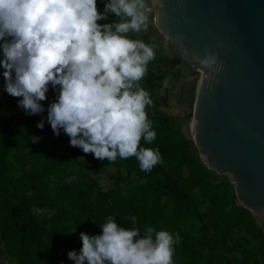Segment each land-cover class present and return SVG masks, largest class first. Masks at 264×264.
Here are the masks:
<instances>
[{
	"label": "trees",
	"instance_id": "trees-1",
	"mask_svg": "<svg viewBox=\"0 0 264 264\" xmlns=\"http://www.w3.org/2000/svg\"><path fill=\"white\" fill-rule=\"evenodd\" d=\"M104 3L97 0L101 12ZM114 19L109 15L98 23ZM164 74L148 68L143 85L140 82L154 102L147 113L156 132L151 144L141 139L140 145L158 149L163 159L150 173L140 170L134 156L98 160L72 147L63 130L54 135L47 109L59 86H49L47 99L41 101L43 113H15L18 131L0 133V236L6 253L18 264H74L67 253L79 254L80 233L102 234L100 225L110 215L126 229L143 231L148 226L178 233L174 264H264V233L254 216L239 205L227 180H213L190 140L158 108L168 100ZM3 95L15 102L22 99L5 90ZM41 119L43 129L37 127ZM10 146L15 162L8 156ZM106 168H111L109 188L101 190L95 176ZM33 207L55 210V215L34 216ZM132 215L138 218L136 225Z\"/></svg>",
	"mask_w": 264,
	"mask_h": 264
},
{
	"label": "clouds",
	"instance_id": "clouds-1",
	"mask_svg": "<svg viewBox=\"0 0 264 264\" xmlns=\"http://www.w3.org/2000/svg\"><path fill=\"white\" fill-rule=\"evenodd\" d=\"M154 9L158 11L157 0H107L103 12L97 0H0L4 90L22 98L18 107L31 116L45 111L41 101L49 86H59L47 109L54 135L63 130L72 147L98 160L134 156L140 170L150 173L163 159L158 149L140 145L141 139L148 144L156 139L147 113L154 102L140 82L156 59L157 45L140 34L157 25ZM109 15L115 17L112 22L98 23ZM161 34L166 42L175 41L183 56L189 55L182 34ZM193 59L206 69H220L214 54ZM37 127L44 128L43 119ZM31 212L55 215L46 208ZM130 219L137 224L135 215ZM100 228V235L80 233L82 248L79 254L69 251L68 259L74 264H174L178 233L148 226L126 229L111 215Z\"/></svg>",
	"mask_w": 264,
	"mask_h": 264
},
{
	"label": "water",
	"instance_id": "water-1",
	"mask_svg": "<svg viewBox=\"0 0 264 264\" xmlns=\"http://www.w3.org/2000/svg\"><path fill=\"white\" fill-rule=\"evenodd\" d=\"M157 7V31L182 34L189 55L169 41L175 55L201 71L192 111L196 152L264 222V0H157ZM209 53L219 70L193 59Z\"/></svg>",
	"mask_w": 264,
	"mask_h": 264
},
{
	"label": "rangeland",
	"instance_id": "rangeland-1",
	"mask_svg": "<svg viewBox=\"0 0 264 264\" xmlns=\"http://www.w3.org/2000/svg\"><path fill=\"white\" fill-rule=\"evenodd\" d=\"M105 1L106 0H102L103 3ZM150 26V31L148 30L146 33L140 34V38L146 43H154L157 45L156 59L150 62L148 68L156 67L157 69H161L165 73L163 81L165 79L168 81L167 85L163 83L168 95L167 103L165 105H158V108L173 118L176 127L182 135L190 140L197 158L201 160L196 152L191 131L193 104L201 71L192 70V66L189 63L178 58L175 55L169 41L166 42L163 39V36L157 31L155 25ZM3 71L4 69L0 68V133L6 134L11 132L12 134L13 132L18 131L13 117L15 116V113H22L24 110L18 107V102H15L12 98H6L3 95L5 82L3 78ZM141 83L143 85V80ZM22 120V123H24V119ZM8 138L10 139V136H8ZM14 152V147L10 146L8 156L12 162H15ZM207 170L214 181L227 180L229 182L227 177L221 176L212 170ZM109 171H111V168H106L104 171L99 172L95 176L97 184L101 190H107L109 188ZM229 184L231 185L230 182ZM257 224L264 233V223L257 222ZM0 264H18L15 258L6 253L1 236Z\"/></svg>",
	"mask_w": 264,
	"mask_h": 264
},
{
	"label": "bare ground",
	"instance_id": "bare-ground-1",
	"mask_svg": "<svg viewBox=\"0 0 264 264\" xmlns=\"http://www.w3.org/2000/svg\"><path fill=\"white\" fill-rule=\"evenodd\" d=\"M191 128H192L191 131H192L193 140H194L193 122H192Z\"/></svg>",
	"mask_w": 264,
	"mask_h": 264
},
{
	"label": "crops",
	"instance_id": "crops-1",
	"mask_svg": "<svg viewBox=\"0 0 264 264\" xmlns=\"http://www.w3.org/2000/svg\"><path fill=\"white\" fill-rule=\"evenodd\" d=\"M150 28H151V26L149 27V31H150ZM264 223V222H263ZM263 230H264V224H263Z\"/></svg>",
	"mask_w": 264,
	"mask_h": 264
}]
</instances>
